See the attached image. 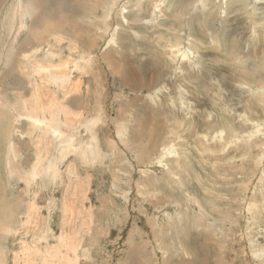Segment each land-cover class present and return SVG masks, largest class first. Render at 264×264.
I'll return each instance as SVG.
<instances>
[{
  "label": "rangeland",
  "instance_id": "374dc122",
  "mask_svg": "<svg viewBox=\"0 0 264 264\" xmlns=\"http://www.w3.org/2000/svg\"><path fill=\"white\" fill-rule=\"evenodd\" d=\"M0 1V264H264V0Z\"/></svg>",
  "mask_w": 264,
  "mask_h": 264
},
{
  "label": "bare ground",
  "instance_id": "6f19581e",
  "mask_svg": "<svg viewBox=\"0 0 264 264\" xmlns=\"http://www.w3.org/2000/svg\"><path fill=\"white\" fill-rule=\"evenodd\" d=\"M42 1V0H41ZM60 1V0H59ZM1 2V1H0ZM24 2V1H23ZM20 3L18 2V5H19ZM14 6V5H13ZM17 6V5H16ZM43 9V8H42ZM18 11H17V15H19V16H24L25 15V13H26V7H24V8H22L21 6H19L18 7V9H17ZM41 10V9H40ZM43 13H45V11L43 12ZM16 15V16H17ZM42 17V16H41ZM27 18V17H26ZM17 20V25H16V27H15V30H16V34L14 35V37H13V40H14V42H15V40H16V38L21 34V33H23L22 31L24 30V29H26V27L25 26H23L22 24H21V22L19 21V19H16ZM23 24H24V22H23ZM27 24V23H26ZM15 44V43H14ZM32 249V248H31ZM29 252V251H28ZM32 253V252H31ZM27 254V253H26ZM24 256H26V255H24ZM28 256V255H27ZM28 258V257H27ZM28 262V261H27Z\"/></svg>",
  "mask_w": 264,
  "mask_h": 264
}]
</instances>
